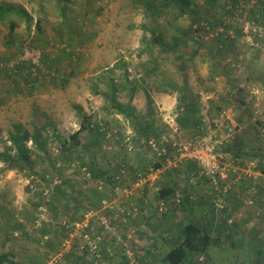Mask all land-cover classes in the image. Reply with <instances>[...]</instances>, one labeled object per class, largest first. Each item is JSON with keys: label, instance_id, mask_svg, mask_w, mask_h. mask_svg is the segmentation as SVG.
Returning <instances> with one entry per match:
<instances>
[{"label": "rangeland", "instance_id": "1", "mask_svg": "<svg viewBox=\"0 0 264 264\" xmlns=\"http://www.w3.org/2000/svg\"><path fill=\"white\" fill-rule=\"evenodd\" d=\"M175 1L155 18L144 0H0L33 17L14 41L0 20V152L16 153L17 124L48 142L46 153L28 140L30 165L0 161V251L20 264H115L124 253L128 264H169L195 220L211 240L186 264H264V0H191L204 29L181 53L167 41L192 19L175 18ZM112 81L115 101L105 96ZM146 93L172 102L149 105ZM114 103L158 130L138 132ZM82 123L83 146L65 151ZM95 162L113 170V186L94 178ZM167 185L175 191L162 197ZM185 195L190 204L178 201Z\"/></svg>", "mask_w": 264, "mask_h": 264}, {"label": "trees", "instance_id": "2", "mask_svg": "<svg viewBox=\"0 0 264 264\" xmlns=\"http://www.w3.org/2000/svg\"><path fill=\"white\" fill-rule=\"evenodd\" d=\"M162 3L158 4L157 0H151L145 2V10L148 11L149 15H153V17L159 16L163 11V7L169 6L172 3H174L175 0H160ZM209 5H215L213 3H216V0H206ZM179 7L180 12L175 16V18L181 17L183 15L190 16L192 19V23L189 25L190 28L183 29V28H177V32L180 33V35H174L173 39L174 41L170 42L167 41L168 46L172 48V50L176 51L177 53H181L182 50L181 42L183 41V38H185L190 33H199L200 30L204 29L202 27L203 18L199 15L196 8H193L192 10H189V6L191 5V0H178L175 1ZM236 3V2H235ZM231 12V10L229 11ZM254 13L255 10H252ZM65 12H63L64 14ZM0 20L1 22L9 21V35L11 37V41L15 40V29L19 25L20 21L26 20L29 23L33 21V17L31 13L25 8V7H16L12 4H0ZM256 22H259V19H254ZM38 28H41V21H39ZM159 33H156L154 35L153 41L154 42H160L163 44L164 39L162 35H158ZM161 36V37H160ZM195 37V36H194ZM215 37L218 40H222L226 43V36L224 33H217ZM10 42V41H9ZM196 42V40H194ZM197 43V42H196ZM165 44V43H164ZM187 44V43H185ZM176 53V54H177ZM181 66V65H180ZM182 67V66H181ZM183 68V67H182ZM117 91L116 84L112 81L111 84V90L110 92H105V96H110L113 101H115L114 95ZM147 94V101L150 104H152L153 98L150 95V93ZM183 95V105L186 109L187 114H190L191 116H194L196 111H199V108L194 105L193 103H187L185 100L188 99V96L185 92H182ZM115 108L118 110L119 113L125 114V116L130 119V122L132 126L136 129H139L138 132L142 134H152L156 133L157 127H151L148 124H142V120L140 119L139 113L135 110L134 106L130 103L123 104V103H114ZM142 114V113H140ZM143 115L147 118H150V114H147L146 112H143ZM190 119V118H189ZM91 129L90 125H86L84 123L81 124L80 129L76 131L74 134L69 136L70 145L66 146L68 143V140L66 138H63L62 142L65 144V151L72 152L73 148L83 146L80 134L84 131V129ZM100 131L99 129H97ZM158 130V128H157ZM101 130L100 132H102ZM105 132V131H103ZM41 131L40 129H37L34 133L23 129V127L20 124L16 125V130L10 133V140L15 148L16 153L11 154L8 151L0 152V161L11 164L12 162H21L25 165H30L32 163V151L29 148L27 142L29 139H31L36 149L39 152H48V142L47 139H42L41 137ZM98 133V132H97ZM100 134V133H98ZM102 134V133H101ZM86 151H82L81 153L84 155ZM64 155H67V157H72L69 155V153H63ZM74 159V157H72ZM95 168L93 169V175L94 178H100L105 181V184L107 185H114L113 179L115 178V173L110 168H101L98 166V164L94 163ZM116 179V178H115ZM174 190L171 189V187L167 186L165 189H162L161 196L166 197L167 195L173 193ZM218 194V193H217ZM216 194V196H217ZM184 201V199H183ZM221 210V209H220ZM207 231H210L208 226L205 224H200V222L196 221H190L186 223L182 228V236L183 239L180 241L175 247L170 250L166 256L164 257V260L168 261L169 264H186L189 259L194 254H205L207 250V242L206 239L211 240V235L207 233ZM211 234V233H210ZM104 247V246H103ZM100 254L104 252L105 254V248L98 249ZM103 251V252H102ZM96 252V251H95ZM96 252V253H99ZM106 254L110 257V251L106 252ZM115 255H112L113 257ZM130 256L127 253H124L120 260L115 264H128L130 262ZM98 258L95 257V259ZM0 264H20L17 259L16 255L13 254L12 251H0Z\"/></svg>", "mask_w": 264, "mask_h": 264}, {"label": "crops", "instance_id": "3", "mask_svg": "<svg viewBox=\"0 0 264 264\" xmlns=\"http://www.w3.org/2000/svg\"><path fill=\"white\" fill-rule=\"evenodd\" d=\"M157 102H164V101H168V102H172V99L171 98H168L167 96H165V95H163V94H161V93H158L156 96H154L153 97ZM203 166V165H202ZM213 179H215L216 180V177L214 176V178ZM194 180H193V177L191 176L190 177V183L191 184H193V186H190L192 189H194V187L196 186L197 187V185H194V184H197V181L196 182H194ZM213 185H215L216 186V188H218V186L220 185L219 184V182H217V180H216V182L213 180ZM167 186H169V187H171V189H173L174 188V186L173 185H167ZM166 186V187H167ZM165 187V188H166ZM174 191H175V189H173ZM188 193L190 194V195H192L191 193H193V191H188ZM217 197V196H216ZM183 199H184V204H186L185 202H187V203H191L192 201H193V199H194V197L193 196H188V195H185L184 197H182L181 199L180 198H178V201H180V203H181V201L183 202ZM165 200V199H164ZM163 200V201H164ZM160 204V203H159ZM159 206V205H158ZM225 208V207H224ZM224 208H221V209H224ZM164 213H166V212H164ZM130 214V213H129ZM239 219H240V217H239ZM230 220V219H229ZM229 220H228V222H229ZM196 222H200V221H198V220H195ZM185 225V224H184ZM183 225V226H184ZM176 245V244H175ZM175 245L170 249V250H172L174 247H175ZM169 250V251H170ZM168 251V252H169ZM167 252V253H168ZM166 256V255H165ZM164 257V256H163ZM165 262H167V263H169L168 261H166V260H164Z\"/></svg>", "mask_w": 264, "mask_h": 264}, {"label": "built area", "instance_id": "4", "mask_svg": "<svg viewBox=\"0 0 264 264\" xmlns=\"http://www.w3.org/2000/svg\"><path fill=\"white\" fill-rule=\"evenodd\" d=\"M252 26H255V24L254 23H252ZM206 154H204V155H199V154H197V155H194V156H192V157H194V158H196L197 160H198V162L201 164V165H203V166H206L207 165V156H205ZM213 178H214V176H212ZM215 180V179H214ZM215 182H216V180H215ZM221 200H224V199H221V198H219L217 201H216V206H220V207H223V205H221ZM160 212H162V213H164V212H167V210H168V206L166 205V203L164 202V201H162V202H160ZM129 255V254H128ZM130 257L129 258H132V255L130 254L129 255ZM130 262H132V261H130Z\"/></svg>", "mask_w": 264, "mask_h": 264}]
</instances>
